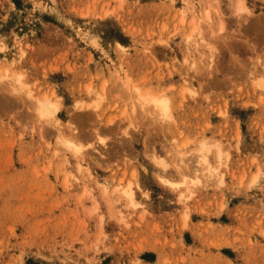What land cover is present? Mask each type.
<instances>
[{
    "label": "rangeland",
    "instance_id": "374dc122",
    "mask_svg": "<svg viewBox=\"0 0 264 264\" xmlns=\"http://www.w3.org/2000/svg\"><path fill=\"white\" fill-rule=\"evenodd\" d=\"M239 1L0 0V264H264V0Z\"/></svg>",
    "mask_w": 264,
    "mask_h": 264
},
{
    "label": "bare ground",
    "instance_id": "6f19581e",
    "mask_svg": "<svg viewBox=\"0 0 264 264\" xmlns=\"http://www.w3.org/2000/svg\"><path fill=\"white\" fill-rule=\"evenodd\" d=\"M237 1V0H236ZM241 1V0H240ZM236 2L239 6H243V3H241V2ZM237 6V5H236ZM238 8V7H237ZM236 8V9H237ZM244 9V7L242 8V9H240V8H238L237 10H243ZM208 16H209V14H208ZM259 20V19H258ZM188 37H190V36H188ZM191 39V38H190ZM200 39L201 40H203V38L202 37H200ZM191 41V40H190ZM207 43H205L204 45H206ZM210 63H212V57L210 58ZM208 61L209 60H207V63H208ZM264 65V64H263ZM263 71H264V67H263ZM262 78V77H261ZM259 79V78H258ZM264 78H262V80H260L259 82H260V85H258V84H256V85H258L259 87L260 86H264V80H263ZM128 79H127V77H126V80L124 79L123 80V83H124V85H125V87H126V89H131V90H133V94H131L132 92H130V96H132L133 97V101H132V103H133V105H136V106H141V107H145L144 108V110H146V108L148 107H152V109L156 112V113H158V115L162 118V119H171L172 118V116H173V113H172V101H171V99H170V97H168L167 95H165L164 93H151V92H142L141 91V88H139L137 85H130V83H129V81H127ZM256 80V79H255ZM17 81H18V83H19V85L20 86H23L21 83V80H20V78H18L17 79ZM28 91H29V93H30V89H27ZM128 91V90H127ZM129 92V91H128ZM128 92H126V93H128ZM162 92V91H161ZM129 94V93H128ZM169 95V94H168ZM36 106H37V112H38V114L39 115H41V116H45L46 118H49V117H51L53 114H54V112L56 111V105L55 104H53L49 99H47L46 97H44V98H37L36 99ZM151 109V110H152ZM150 110V111H151ZM40 116V117H41ZM62 143H63V145L66 147V148H68V149H70V150H72L74 153H75V155L76 156H78V157H82L81 156V154H82V148H81V146H79V145H76V144H73L74 142H72V141H70L69 139H68V137L67 138H64V139H62ZM203 143V142H202ZM61 144V143H60ZM62 145V144H61ZM203 147H201V149H200V152H201V150H202V148H203V152L200 154V152H199V159H198V161L200 162V163H202V165L204 166L205 165V167L206 166H210V162H209V157H208V154H206V151L208 150V148H207V146L208 145H206V142H204L203 144ZM201 145V146H202ZM209 147V146H208ZM69 150V151H70ZM220 157V156H219ZM156 159V158H155ZM158 160V159H157ZM156 160V161H157ZM161 161H163V160H158L157 161V163H159L160 162V164H163V162L161 163ZM218 161H219V163H223L224 162V160H222V158H219L218 159ZM207 169L210 171L209 173L211 174L212 173V171H214L213 169H210V167H207ZM161 179H162V181H164L165 183H167V184H170V185H172V186H174V187H179V185H183V186H185L184 188L186 189V185L188 184V183H190V180H187L186 178L184 179V180H182V181H172V180H170L169 179V177L168 178H166V177H160ZM196 181H198V180H196ZM196 181H194L193 179H192V182H196ZM119 188V187H118ZM117 188V189H118ZM190 191V190H189ZM124 192L126 193V195L128 196V197H130V199H131V197L133 196V191H132V188L129 186L128 188H126V190H124ZM180 195H183V192L181 193L180 192Z\"/></svg>",
    "mask_w": 264,
    "mask_h": 264
}]
</instances>
